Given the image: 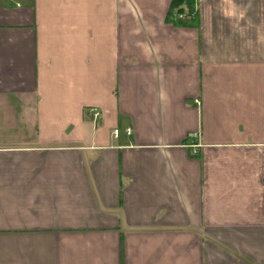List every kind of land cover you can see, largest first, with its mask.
<instances>
[{
	"label": "crops",
	"instance_id": "1",
	"mask_svg": "<svg viewBox=\"0 0 264 264\" xmlns=\"http://www.w3.org/2000/svg\"><path fill=\"white\" fill-rule=\"evenodd\" d=\"M171 3L0 0V264H264V0Z\"/></svg>",
	"mask_w": 264,
	"mask_h": 264
},
{
	"label": "trees",
	"instance_id": "2",
	"mask_svg": "<svg viewBox=\"0 0 264 264\" xmlns=\"http://www.w3.org/2000/svg\"><path fill=\"white\" fill-rule=\"evenodd\" d=\"M189 2V0H172V3H171V13H170V16H171V14H172V18L171 19H174L175 21H176V23L177 22H179V23H186V22H189V21H191V20H194V18H195V15L193 14V15H191V19L190 20H187V21H185V20H180L179 18H178V16H179V14L182 12V9H181V5L182 4H187Z\"/></svg>",
	"mask_w": 264,
	"mask_h": 264
},
{
	"label": "built area",
	"instance_id": "3",
	"mask_svg": "<svg viewBox=\"0 0 264 264\" xmlns=\"http://www.w3.org/2000/svg\"><path fill=\"white\" fill-rule=\"evenodd\" d=\"M90 111L92 113V119L93 120H96L100 116V111L98 109L91 108ZM113 134L117 135V130L116 129L113 130Z\"/></svg>",
	"mask_w": 264,
	"mask_h": 264
}]
</instances>
